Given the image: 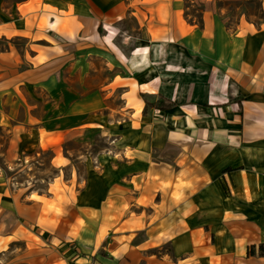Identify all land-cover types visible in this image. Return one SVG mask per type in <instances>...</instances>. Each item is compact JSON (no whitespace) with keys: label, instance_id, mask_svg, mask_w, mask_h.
<instances>
[{"label":"crops","instance_id":"1","mask_svg":"<svg viewBox=\"0 0 264 264\" xmlns=\"http://www.w3.org/2000/svg\"><path fill=\"white\" fill-rule=\"evenodd\" d=\"M190 2L0 0V118L87 64L121 89L108 133L140 129L86 161L69 203L1 209L0 264H264V13L231 28Z\"/></svg>","mask_w":264,"mask_h":264},{"label":"rangeland","instance_id":"2","mask_svg":"<svg viewBox=\"0 0 264 264\" xmlns=\"http://www.w3.org/2000/svg\"><path fill=\"white\" fill-rule=\"evenodd\" d=\"M206 7L223 13L231 28L243 21L258 26L264 13L262 0H196L190 13L199 21ZM100 73L105 78L106 70L87 64L76 69L72 63L55 73L66 83H56L45 94L38 91V98L28 105L26 95H21L9 116L0 118V214L1 209H15L19 202L42 203L44 199L69 203L85 181L86 161L107 154L108 149L119 150L122 144L113 147L111 141L123 135L122 130L129 137L124 141L135 140L140 130L136 125L114 126L108 133L103 116L124 100L121 89L108 88ZM96 93L100 95L94 105L98 110L86 120L87 116L78 112L80 103L87 96L97 98ZM64 106L72 113L63 116ZM122 118L118 111L110 117L116 123Z\"/></svg>","mask_w":264,"mask_h":264},{"label":"trees","instance_id":"3","mask_svg":"<svg viewBox=\"0 0 264 264\" xmlns=\"http://www.w3.org/2000/svg\"><path fill=\"white\" fill-rule=\"evenodd\" d=\"M98 30H99V33L102 32V31H101V26H99ZM258 252H259V254L264 255V241L259 245V247H258ZM248 254H250V255H254V254H256V249H255L254 246H252V247H250V248L248 249Z\"/></svg>","mask_w":264,"mask_h":264},{"label":"bare ground","instance_id":"4","mask_svg":"<svg viewBox=\"0 0 264 264\" xmlns=\"http://www.w3.org/2000/svg\"><path fill=\"white\" fill-rule=\"evenodd\" d=\"M144 45H142V47H143Z\"/></svg>","mask_w":264,"mask_h":264}]
</instances>
